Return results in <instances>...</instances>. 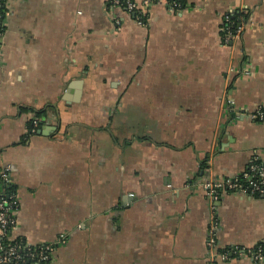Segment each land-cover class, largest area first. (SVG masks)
<instances>
[{
  "label": "crops",
  "instance_id": "0c3cea01",
  "mask_svg": "<svg viewBox=\"0 0 264 264\" xmlns=\"http://www.w3.org/2000/svg\"><path fill=\"white\" fill-rule=\"evenodd\" d=\"M174 1L141 18L109 0L5 2L0 171L12 237L54 244L46 264H264L232 254L264 242V194H220L230 255L212 262L204 188L264 162V0ZM226 18L242 28L229 41Z\"/></svg>",
  "mask_w": 264,
  "mask_h": 264
},
{
  "label": "built area",
  "instance_id": "2783aa9c",
  "mask_svg": "<svg viewBox=\"0 0 264 264\" xmlns=\"http://www.w3.org/2000/svg\"><path fill=\"white\" fill-rule=\"evenodd\" d=\"M158 0H144L143 10L138 8L133 0H109L111 7L123 6L133 12L138 18L147 14L148 7ZM169 5L178 10L179 6L174 0H166ZM4 9L0 0V35L3 31ZM142 21V20H140ZM226 36L227 41L237 38L242 31L241 27L234 28L233 20L226 18ZM251 118L256 121L264 122V110L262 108L256 109ZM39 120L34 118V126H37ZM33 128L32 131H34ZM10 171L5 168L0 171V189L4 185H10ZM5 187V186H4ZM207 198L210 202V224L208 229V249L210 258L213 261L216 258L228 259L230 254L218 255L217 247V230L218 218L216 214L215 202L218 200L221 193H241L249 196L264 194V162L258 159L253 160L247 170L240 176L227 178L219 181H210L204 184ZM19 208V200L17 195L3 196L0 191V264H46L52 259L55 251L54 244H45L38 246H31L25 243L13 244L12 234L17 228L16 212ZM60 242L65 241V236L61 235ZM232 254L238 256L247 255L256 262H264V242L258 243L250 248H239L232 251Z\"/></svg>",
  "mask_w": 264,
  "mask_h": 264
},
{
  "label": "trees",
  "instance_id": "16d2710c",
  "mask_svg": "<svg viewBox=\"0 0 264 264\" xmlns=\"http://www.w3.org/2000/svg\"><path fill=\"white\" fill-rule=\"evenodd\" d=\"M5 2H6V0H1V3H2V5H3V9H4V13L6 14V5H5ZM5 16V15H4ZM237 27V24L235 23V26H234V28H236ZM1 32V31H0ZM35 114V118L36 119H38L39 120V123H38V125L37 126H34V124H33V122H34V118L33 119H31L30 121H29V130L30 131H32L33 130V128H36V129H38V127L39 126H41L40 124V117L42 118V114H43V112H40V111H38V112H35L34 113ZM5 186V187H4ZM3 186V189L1 190L0 189V191H2V193H3V196H5V197H8L9 195H17V193H16V191H15V189H14V187L12 186V184H10V185H4ZM14 241L12 242L13 244H18V243H24L20 238H14L13 239ZM260 243H262V242H260Z\"/></svg>",
  "mask_w": 264,
  "mask_h": 264
}]
</instances>
